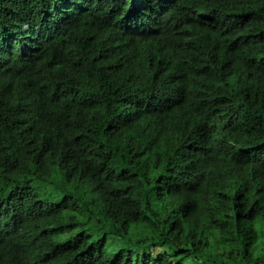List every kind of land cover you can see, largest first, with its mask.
Here are the masks:
<instances>
[{"label": "trees", "instance_id": "trees-1", "mask_svg": "<svg viewBox=\"0 0 264 264\" xmlns=\"http://www.w3.org/2000/svg\"><path fill=\"white\" fill-rule=\"evenodd\" d=\"M0 264H264V0H0Z\"/></svg>", "mask_w": 264, "mask_h": 264}, {"label": "rangeland", "instance_id": "rangeland-1", "mask_svg": "<svg viewBox=\"0 0 264 264\" xmlns=\"http://www.w3.org/2000/svg\"><path fill=\"white\" fill-rule=\"evenodd\" d=\"M158 251V250H157Z\"/></svg>", "mask_w": 264, "mask_h": 264}]
</instances>
